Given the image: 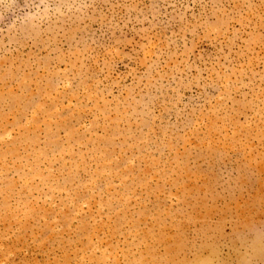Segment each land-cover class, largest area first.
<instances>
[{
    "label": "rangeland",
    "instance_id": "rangeland-1",
    "mask_svg": "<svg viewBox=\"0 0 264 264\" xmlns=\"http://www.w3.org/2000/svg\"><path fill=\"white\" fill-rule=\"evenodd\" d=\"M0 264H264V0H0Z\"/></svg>",
    "mask_w": 264,
    "mask_h": 264
}]
</instances>
